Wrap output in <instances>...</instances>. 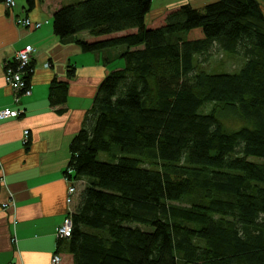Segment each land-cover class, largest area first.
Here are the masks:
<instances>
[{"label": "trees", "instance_id": "obj_1", "mask_svg": "<svg viewBox=\"0 0 264 264\" xmlns=\"http://www.w3.org/2000/svg\"><path fill=\"white\" fill-rule=\"evenodd\" d=\"M26 3L32 11L37 0ZM152 6L80 0L54 13L60 39L136 31L77 41L85 53L121 49L124 67L103 80L71 142L67 168L87 184L59 247L74 264H264L262 7L186 4L152 28ZM215 46L243 55L238 73L200 67ZM27 70L30 84L32 62ZM67 96L68 83L54 80L51 104Z\"/></svg>", "mask_w": 264, "mask_h": 264}, {"label": "crops", "instance_id": "obj_2", "mask_svg": "<svg viewBox=\"0 0 264 264\" xmlns=\"http://www.w3.org/2000/svg\"><path fill=\"white\" fill-rule=\"evenodd\" d=\"M70 3L37 0L28 11L26 0H19L13 10L0 1V112L12 109L21 114L0 121V264H50L56 252L61 253L63 264H74L72 255L59 247L57 237L69 212L65 175L70 145L83 128L103 80L123 66L112 64L120 58L121 49L85 53L77 43L79 39L90 43L100 39L86 33L66 39L55 35L54 13ZM17 17L43 26L39 30L18 26ZM28 46L35 50L32 94L17 103L5 82V69ZM70 66L75 67L73 78L68 77ZM54 80L68 83L67 101L56 107L50 102ZM77 181V188L79 183L87 184ZM7 202L14 207L4 210L2 205Z\"/></svg>", "mask_w": 264, "mask_h": 264}, {"label": "built area", "instance_id": "obj_3", "mask_svg": "<svg viewBox=\"0 0 264 264\" xmlns=\"http://www.w3.org/2000/svg\"><path fill=\"white\" fill-rule=\"evenodd\" d=\"M19 0H4L3 3L8 10H13L18 6ZM16 24L18 26L24 28H34L35 30H39L43 24L41 23H32L28 18H16ZM48 24V21L46 22ZM35 50L28 46L25 49L16 53L15 58L13 61H8L6 64L5 69V82L6 84L12 88L15 95V101L17 103L20 102L22 96H30L32 94L30 89L29 80L26 78L28 73V65L33 59ZM50 65H47L49 67ZM19 111H13L12 109H8L5 111L0 112V121H4L6 119L11 118H18L20 116ZM28 132H25V143L28 142ZM2 170V164L0 162V173ZM65 179L69 184L68 187V197L67 203L69 205V212L65 220L63 221L62 225L58 229V240L69 239L73 233V205L74 201L78 195V188H77V179L74 177V171L71 168H67ZM14 207V203L7 202L2 205V208L10 209ZM13 243L16 244L17 240L16 237L12 239ZM50 264H63V257L60 252H56L50 261Z\"/></svg>", "mask_w": 264, "mask_h": 264}, {"label": "rangeland", "instance_id": "obj_4", "mask_svg": "<svg viewBox=\"0 0 264 264\" xmlns=\"http://www.w3.org/2000/svg\"><path fill=\"white\" fill-rule=\"evenodd\" d=\"M71 3L79 2L80 0H67ZM219 0H153V6L152 11L148 16V26L152 28H159L164 24V21L167 17V15L172 12L173 10L178 9L182 5L189 4L193 8H196L198 10H203L205 6L208 4L215 3ZM262 7V11L264 13V1L258 0ZM70 3V4H71ZM52 23V21H51ZM136 31H129L123 34H120L121 36L127 33H133ZM81 37V35L79 34ZM118 35H111L108 37L99 38L100 40H107L117 37ZM240 52H242L239 48ZM121 64L124 67V60L121 58H118L115 61H112L113 65ZM200 64H202L200 67L202 69H205L207 73L209 74H235L238 73L243 65L245 64V58L241 54H230L223 50H221L218 47L212 48L211 51H209L207 54L202 56L200 59ZM122 67V68H123ZM211 109V106H208L205 110L208 111ZM233 122L231 121V124ZM232 125H236L233 123ZM101 161H109V158L106 154H100L98 157ZM79 190L78 195L74 201L73 205V212H75L76 206L78 205V200L80 197L81 192L85 188V184H78Z\"/></svg>", "mask_w": 264, "mask_h": 264}]
</instances>
